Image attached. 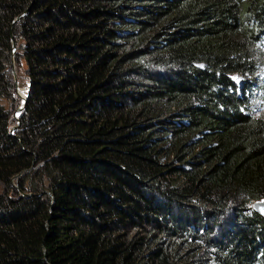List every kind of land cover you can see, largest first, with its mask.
Here are the masks:
<instances>
[{
    "label": "trees",
    "instance_id": "trees-1",
    "mask_svg": "<svg viewBox=\"0 0 264 264\" xmlns=\"http://www.w3.org/2000/svg\"><path fill=\"white\" fill-rule=\"evenodd\" d=\"M0 186V264H264V0H0Z\"/></svg>",
    "mask_w": 264,
    "mask_h": 264
},
{
    "label": "rangeland",
    "instance_id": "rangeland-1",
    "mask_svg": "<svg viewBox=\"0 0 264 264\" xmlns=\"http://www.w3.org/2000/svg\"><path fill=\"white\" fill-rule=\"evenodd\" d=\"M14 51L15 49L12 50V52ZM23 71H24V65L21 59H19L18 65L15 64L14 60L11 61V77L14 83V96H15V105L11 109V113H10V120H11L10 130H13V131L15 130V127L17 126L16 122L19 118V113H20V110H18V108L21 107L23 98L25 96L24 94L26 91V86H27V81L25 79ZM20 94H23L24 96H21ZM2 104L7 106V103L5 101H2ZM256 114L257 113H254V115ZM12 182H13L12 185H15L16 180H13ZM13 188L16 189L15 187ZM1 192H2V188L0 186V194Z\"/></svg>",
    "mask_w": 264,
    "mask_h": 264
},
{
    "label": "water",
    "instance_id": "water-1",
    "mask_svg": "<svg viewBox=\"0 0 264 264\" xmlns=\"http://www.w3.org/2000/svg\"><path fill=\"white\" fill-rule=\"evenodd\" d=\"M13 49H14V48H12V50H13ZM26 92H27V91H26ZM25 98H26V97L23 98V101H22L21 107L18 108V110H20V111H21L22 108H23V105H24V102H25ZM16 124H17V122H16ZM12 131H13V130H10V133H12ZM21 175H22V172L19 173L17 176L13 177V180H16L17 177H19V176H21ZM12 183H13V182H12ZM12 183H11V184H12ZM13 187L16 188V184L13 185ZM19 195H20V196L27 197L29 194H22L21 192H19ZM252 208H253V210H255L258 214H260V215L264 218V200H263V201H257V202H255V203H253Z\"/></svg>",
    "mask_w": 264,
    "mask_h": 264
},
{
    "label": "bare ground",
    "instance_id": "bare-ground-1",
    "mask_svg": "<svg viewBox=\"0 0 264 264\" xmlns=\"http://www.w3.org/2000/svg\"><path fill=\"white\" fill-rule=\"evenodd\" d=\"M19 93H20V92H19ZM20 95H21V96H24L25 94H24V95H23V94H20Z\"/></svg>",
    "mask_w": 264,
    "mask_h": 264
},
{
    "label": "clouds",
    "instance_id": "clouds-1",
    "mask_svg": "<svg viewBox=\"0 0 264 264\" xmlns=\"http://www.w3.org/2000/svg\"><path fill=\"white\" fill-rule=\"evenodd\" d=\"M27 91V90H26ZM26 91H25V94H26ZM25 97V96H24Z\"/></svg>",
    "mask_w": 264,
    "mask_h": 264
}]
</instances>
